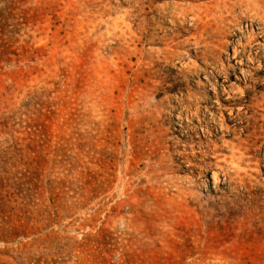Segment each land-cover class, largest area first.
Here are the masks:
<instances>
[{"label": "rangeland", "instance_id": "rangeland-1", "mask_svg": "<svg viewBox=\"0 0 264 264\" xmlns=\"http://www.w3.org/2000/svg\"><path fill=\"white\" fill-rule=\"evenodd\" d=\"M0 264H264V0H0Z\"/></svg>", "mask_w": 264, "mask_h": 264}]
</instances>
